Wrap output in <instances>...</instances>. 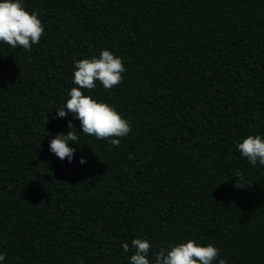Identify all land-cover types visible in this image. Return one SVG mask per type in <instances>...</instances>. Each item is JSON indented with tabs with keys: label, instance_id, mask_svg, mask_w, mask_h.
<instances>
[{
	"label": "trees",
	"instance_id": "obj_1",
	"mask_svg": "<svg viewBox=\"0 0 264 264\" xmlns=\"http://www.w3.org/2000/svg\"><path fill=\"white\" fill-rule=\"evenodd\" d=\"M23 4L45 33L30 52L0 43L2 264H129L122 244L135 238L150 241V260L193 239L228 264H264V166L237 150L264 138V0ZM105 48L123 59V82L85 95L129 121L119 147L55 111L75 62ZM69 121L71 163L49 150Z\"/></svg>",
	"mask_w": 264,
	"mask_h": 264
},
{
	"label": "clouds",
	"instance_id": "obj_2",
	"mask_svg": "<svg viewBox=\"0 0 264 264\" xmlns=\"http://www.w3.org/2000/svg\"><path fill=\"white\" fill-rule=\"evenodd\" d=\"M44 33L45 27L39 13L28 11L23 0H0V43L12 49L19 47L30 52L33 45L40 43ZM125 72L123 59L107 48L98 57L93 55L76 61L72 81L75 86L67 93L66 102L55 110L58 117L64 118L72 113L73 118L79 120L84 135L109 141L111 145L119 147L121 140L132 131L129 121L114 106L85 95V91L95 89L99 82L105 91L110 92L123 82ZM73 127L75 126L69 121L67 134H49L52 135L50 152L61 161L67 159L69 163L74 160L76 153V149L69 146L70 143H80L77 132L72 131ZM237 150L253 167L257 163L264 166V138L261 135L243 138L238 143ZM93 152L96 153L94 150ZM129 159H134V156L129 154ZM86 162L85 158H81V164ZM237 178L235 188L243 189V177L238 173ZM122 249L124 252H133L129 264H217V261L218 264H228L226 258H220L218 247L211 243L201 245L193 239L182 243H162L158 251L151 253L153 260L149 259L152 244L148 239H132L131 249L129 243L124 242ZM5 260L6 255L0 253V264Z\"/></svg>",
	"mask_w": 264,
	"mask_h": 264
}]
</instances>
